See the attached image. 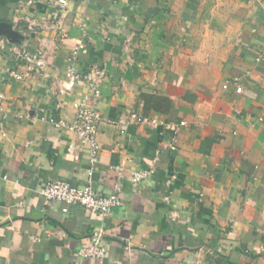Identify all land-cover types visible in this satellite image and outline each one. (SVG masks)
I'll use <instances>...</instances> for the list:
<instances>
[{
  "label": "crops",
  "instance_id": "crops-1",
  "mask_svg": "<svg viewBox=\"0 0 264 264\" xmlns=\"http://www.w3.org/2000/svg\"><path fill=\"white\" fill-rule=\"evenodd\" d=\"M66 2L0 0L24 35L0 51V264H264V0ZM70 66L101 74L90 182L121 201L104 216L39 193L88 182L87 147L50 122H71L88 93L59 91ZM134 170L150 175L135 184ZM98 231L103 262L75 257Z\"/></svg>",
  "mask_w": 264,
  "mask_h": 264
},
{
  "label": "built area",
  "instance_id": "built-area-1",
  "mask_svg": "<svg viewBox=\"0 0 264 264\" xmlns=\"http://www.w3.org/2000/svg\"><path fill=\"white\" fill-rule=\"evenodd\" d=\"M57 3L61 6H66V0H57ZM6 43L3 39H0V51L5 48ZM84 49L82 44L75 46L72 49V55H77L79 51ZM10 51L13 55L23 60L25 63H33L37 68L42 67V62L36 54H28L25 50H21L17 47L11 48ZM66 79L60 84L59 91L65 93L73 90L79 84H84L88 89V93L84 94L80 100H75L72 103L75 111L74 118L71 122L65 121H52L58 129L67 130L72 132L77 139V144H70L69 149L77 148L78 146L87 147L88 149V170L86 172L88 182L80 187L72 186L66 182L60 181H48L40 189L39 193L43 199L45 205L53 203H61L64 206L62 212H67L69 205H79L87 212L99 216L107 215L112 208L121 206V201L115 193H101L95 190L90 182L93 175V169L99 161V155L101 151L100 144L97 140V126L100 121V116L96 112L94 106L97 98L99 97V89L96 86V82L100 72L98 70H92L88 73H81L74 66H70L66 70ZM10 76L14 79L20 80L22 76L15 71L10 72ZM224 88L227 87L225 84ZM236 93H241V88L237 86L235 88ZM8 117V114L0 106V136H5L4 123ZM17 118L21 119L22 115H17ZM130 119L138 124H145L151 127H158L159 122L149 117H141L134 113L130 114ZM179 126H183L184 122L179 123ZM173 140L169 143L170 148H173L175 143V137L177 135V129L173 132ZM117 174V180L123 178L121 167H115ZM150 175L146 170H134L131 172V181L135 184L142 183ZM5 176H0V179H5ZM102 238V231H98L94 234V239L91 244L79 247L74 255L80 259H94L99 263H102L105 258V249L101 246L100 241Z\"/></svg>",
  "mask_w": 264,
  "mask_h": 264
},
{
  "label": "water",
  "instance_id": "water-1",
  "mask_svg": "<svg viewBox=\"0 0 264 264\" xmlns=\"http://www.w3.org/2000/svg\"><path fill=\"white\" fill-rule=\"evenodd\" d=\"M0 39L6 40L9 45L21 46L24 42V35L15 29L13 23L0 22Z\"/></svg>",
  "mask_w": 264,
  "mask_h": 264
}]
</instances>
